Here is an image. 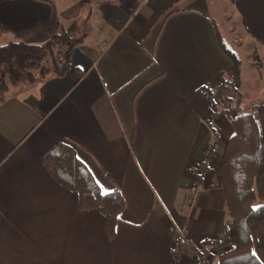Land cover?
I'll return each mask as SVG.
<instances>
[{
    "label": "crops",
    "instance_id": "1",
    "mask_svg": "<svg viewBox=\"0 0 264 264\" xmlns=\"http://www.w3.org/2000/svg\"><path fill=\"white\" fill-rule=\"evenodd\" d=\"M56 1L0 0L4 43H42L54 22H76L78 39L75 72L12 86L0 104V264H215L234 242L219 166L234 96L221 85L236 73L217 3ZM212 1L264 60V0ZM58 141L104 192L123 193L112 238L101 211L79 209L45 167Z\"/></svg>",
    "mask_w": 264,
    "mask_h": 264
},
{
    "label": "trees",
    "instance_id": "2",
    "mask_svg": "<svg viewBox=\"0 0 264 264\" xmlns=\"http://www.w3.org/2000/svg\"><path fill=\"white\" fill-rule=\"evenodd\" d=\"M76 27V22L69 27L54 22L48 39L42 43L13 40L0 44V104L12 86L33 82L38 76L63 75L74 70L70 53L78 41L74 36ZM3 31L5 28L0 26V35ZM221 46L235 66V76L239 75L236 53L222 41ZM232 84L231 79H225L221 88L232 89ZM205 91L213 104L214 92L208 87ZM229 101L227 110L233 113V133L224 145L219 175L234 242L215 264H264V102L242 110V94L236 90ZM43 162L56 181L77 193L79 209L101 211L106 235L112 238L125 207L121 190L104 192L74 147L65 141L56 142Z\"/></svg>",
    "mask_w": 264,
    "mask_h": 264
},
{
    "label": "rangeland",
    "instance_id": "3",
    "mask_svg": "<svg viewBox=\"0 0 264 264\" xmlns=\"http://www.w3.org/2000/svg\"><path fill=\"white\" fill-rule=\"evenodd\" d=\"M73 2L75 0H60L56 1V4H61L60 6L69 4L70 6ZM211 3L213 5L217 3L220 9L213 14L220 37L225 45L236 53L239 60L240 76L237 75L231 79L232 91L234 93L236 90L242 94L240 109L248 111L254 103L264 102V60L260 56L263 48L249 39L246 34L245 37L248 39L245 38L242 43L240 37L237 36V34L244 36L243 25L239 16L227 14L228 6L225 2H213L211 0ZM3 43V40L0 39V44Z\"/></svg>",
    "mask_w": 264,
    "mask_h": 264
},
{
    "label": "snow or ice",
    "instance_id": "4",
    "mask_svg": "<svg viewBox=\"0 0 264 264\" xmlns=\"http://www.w3.org/2000/svg\"><path fill=\"white\" fill-rule=\"evenodd\" d=\"M253 255H255V252L253 251Z\"/></svg>",
    "mask_w": 264,
    "mask_h": 264
}]
</instances>
